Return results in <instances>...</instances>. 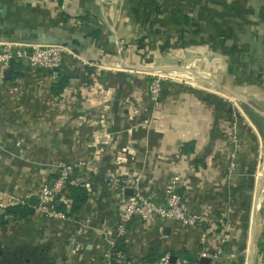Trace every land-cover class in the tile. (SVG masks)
I'll use <instances>...</instances> for the list:
<instances>
[{
    "label": "crops",
    "instance_id": "0c3cea01",
    "mask_svg": "<svg viewBox=\"0 0 264 264\" xmlns=\"http://www.w3.org/2000/svg\"><path fill=\"white\" fill-rule=\"evenodd\" d=\"M186 12L194 27L183 25ZM183 30L190 32L185 46ZM47 36L71 42L61 94L53 93L60 77L24 62L9 69V79L0 73V191L34 203L61 167L75 165L73 175H82L90 190L76 225L34 210L26 218L6 215L0 264H107V240L139 264H154L166 253L174 261L197 260L220 245L218 264H264L258 163L264 142V0H0V51L11 39ZM187 47L223 59L208 65L215 69L212 81L201 86L164 80L154 100L152 78L118 69L121 61L144 67L154 56ZM182 70L197 80L209 78ZM134 111L140 115L135 121L145 123L137 129L129 119ZM234 124L242 143L235 158L229 142ZM131 176H140L160 203L176 178L190 210L212 222L206 243L200 230L173 221L136 220L117 234L120 204L113 181ZM81 225L88 227L87 240L78 236ZM103 231L107 238L99 236Z\"/></svg>",
    "mask_w": 264,
    "mask_h": 264
},
{
    "label": "built area",
    "instance_id": "2783aa9c",
    "mask_svg": "<svg viewBox=\"0 0 264 264\" xmlns=\"http://www.w3.org/2000/svg\"><path fill=\"white\" fill-rule=\"evenodd\" d=\"M69 52L66 46L59 45H22L14 43H6L0 51V73L4 75L11 66L13 61L24 62L32 69H40L49 71L54 79L60 77L62 72V64L65 55ZM166 68L159 70V67H135L120 62L119 70L141 74L143 76H152L151 84L149 85L150 96L157 100L161 92V83L164 80H174L188 82L192 80L189 78H180L174 76L169 69L181 68ZM165 74H164V73ZM190 72V71H189ZM150 77V78H152ZM205 78V77H204ZM139 113L134 111L129 117L130 121L136 122ZM135 129L144 126V121L136 122ZM105 128L106 123H102ZM137 127V128H136ZM239 131L236 124L232 126L231 143L234 146L232 152L233 158L241 149V141L237 132ZM96 132H93L95 135ZM98 135H96L97 137ZM102 151V150H100ZM79 168L78 165L61 167L57 179L54 182L45 183L37 195V201L32 205L35 212L44 215L45 217L60 221L62 224H78L75 217H71L68 213L61 211L58 208V202L69 205L71 200L67 196L66 187L68 183L72 186L81 187L89 192L90 185L84 180L82 175H73L74 169ZM113 188L119 200L118 221L116 224L117 234L122 235L126 231V227L136 221L144 220L148 223H156L157 221H173L186 229H198L202 232L203 243L209 239L207 228L212 225L210 219L202 214L193 213L184 197L179 193V182L176 178L172 179L165 192V201L160 203L149 195L142 185L140 176H131L123 182L121 180L113 181ZM132 190V194H127ZM19 204H27L25 199H21L8 191H0V208L7 209ZM69 208V207H68ZM84 228L86 226H79L78 236L81 239L87 240ZM100 237L107 238L105 231L99 233ZM104 238V239H105ZM107 240V239H106ZM219 243L224 244L225 238H219ZM107 248L103 251V258L107 264H139L130 260L123 252H117L114 243L109 240L106 241ZM224 255V248L220 245L217 250L208 254L206 252L200 255L197 260H190L186 257L173 261L172 256L168 253L162 255L154 264H201V259H209V264H218Z\"/></svg>",
    "mask_w": 264,
    "mask_h": 264
},
{
    "label": "rangeland",
    "instance_id": "374dc122",
    "mask_svg": "<svg viewBox=\"0 0 264 264\" xmlns=\"http://www.w3.org/2000/svg\"><path fill=\"white\" fill-rule=\"evenodd\" d=\"M153 55H155V52H153ZM163 55H165V56H162V57L161 56H154V58L152 59V61L149 64H142V65H148L150 68L154 67V65H176V66H167V68H170V67L171 68H181V69H187V70H189L190 72H193V73H197L198 75H200L202 73L205 74V75H209L210 79L206 78V77L204 78V77H202V75H200V77L197 80L195 78V76L197 77V75L191 76L190 74H187L186 72H183V71H181L179 69H171L170 72L174 76L180 77V78H176V79H180L181 80V78L183 77L182 74H187L188 76L190 75L189 77H192L191 79L193 81L199 82L201 86L204 85L203 83L212 81V79H211L212 73L213 72L215 73V69H210L209 70L208 65H220V63L222 65V61H223V59L220 58L219 56L209 53L207 49L196 48V47H187V48L181 49L180 51H171V52L165 53ZM158 58H160V59L156 61L155 59H158ZM212 60H214V61H212ZM192 65H194V66H192ZM204 65H207L206 68H205ZM155 67H157V66H155ZM160 69H162V67H160ZM211 71H212V73H211ZM176 73L182 75V77L180 75H177ZM214 73H213V75H214ZM147 77H152V76H147ZM152 79H153V77H152ZM194 79H196V80H194ZM182 82L186 83L184 80H182ZM150 84H151V82H149V85ZM233 92H237L238 93L240 91H233ZM226 133H227V131H226ZM237 134H238L239 139L241 141V137L239 135V131L237 132ZM231 137H232V135H231ZM226 138H227V135L224 138V140L226 142H228ZM230 140H231V138L229 139V142L232 145ZM241 149H242V147H241ZM241 149H240V151H241ZM233 151H234V146H233ZM240 151H238V153ZM263 151H264V142H263V145L259 149V157H258V163L261 166V167H259V170L262 169V171H263V173H259V175L262 178L264 177V168L262 167V164L264 162V152ZM262 152H263V156H262ZM256 170L258 171V169H256ZM258 195H259L258 196V207L260 209L258 216L260 218L261 209H262V205H263L262 191H259Z\"/></svg>",
    "mask_w": 264,
    "mask_h": 264
},
{
    "label": "trees",
    "instance_id": "16d2710c",
    "mask_svg": "<svg viewBox=\"0 0 264 264\" xmlns=\"http://www.w3.org/2000/svg\"><path fill=\"white\" fill-rule=\"evenodd\" d=\"M191 12V11H189ZM189 12H186L184 14L183 17V25L184 26H189L191 25L192 27L195 26V23L193 22L192 18H191V14ZM190 32L187 30H183L182 35H181V40L183 41V46H185L186 42V38L187 35ZM21 62H15L13 61L11 63L10 68H12L15 65H20ZM60 81H58V83H56V85L53 88V93L55 95H59L63 92L64 87L67 83V81H65V77L63 78L62 75L60 74ZM66 192H67V196L68 198L71 200L72 202V206H70L69 208L66 207L64 204H62L61 207H58L61 211H64L66 213H68L69 216L71 217H75V215H77L79 213V211L81 210L82 206L84 205V203L87 200V196H88V192L86 189L81 188V187H77V186H72L68 183L67 187H66ZM36 201L33 203V201L30 202V204H19V205H15L12 207H8L7 209H5L4 214L0 215V226L6 224V220L4 219L6 215L8 216H14V217H19V218H26L28 215H30L33 212V208L32 205L35 204ZM116 251L119 252L120 250L117 248V246L115 247ZM121 252V251H120ZM187 258V257H186ZM190 259V258H188ZM191 260V259H190Z\"/></svg>",
    "mask_w": 264,
    "mask_h": 264
},
{
    "label": "water",
    "instance_id": "95a60500",
    "mask_svg": "<svg viewBox=\"0 0 264 264\" xmlns=\"http://www.w3.org/2000/svg\"><path fill=\"white\" fill-rule=\"evenodd\" d=\"M8 43H14V44H22V45H59V46H68L71 45V42L69 40L59 39L53 36H47V37H41L38 40H22V39H11ZM11 75V71L8 70L6 72V78L9 79ZM133 192L132 190H129L127 194L131 195ZM58 207L62 206L61 202H58ZM91 247L88 246L86 248V255L87 258H90L91 256ZM206 259V258H203ZM174 261V260H173ZM206 264H209V259H206ZM202 264V263H201Z\"/></svg>",
    "mask_w": 264,
    "mask_h": 264
},
{
    "label": "bare ground",
    "instance_id": "6f19581e",
    "mask_svg": "<svg viewBox=\"0 0 264 264\" xmlns=\"http://www.w3.org/2000/svg\"><path fill=\"white\" fill-rule=\"evenodd\" d=\"M159 70H164V69H159ZM170 71H171V69H169ZM179 70H181V71H183L182 69H179ZM184 72V71H183ZM182 72V73H183ZM177 74V73H176ZM177 75H180V74H177ZM183 76H184V74H182ZM182 75H180L181 77H182ZM186 75V74H185Z\"/></svg>",
    "mask_w": 264,
    "mask_h": 264
}]
</instances>
